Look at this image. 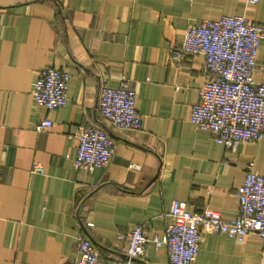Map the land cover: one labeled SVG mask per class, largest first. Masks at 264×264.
<instances>
[{
  "label": "crops",
  "instance_id": "obj_1",
  "mask_svg": "<svg viewBox=\"0 0 264 264\" xmlns=\"http://www.w3.org/2000/svg\"><path fill=\"white\" fill-rule=\"evenodd\" d=\"M222 14L264 26V0H0V264H74L79 232L102 257L122 260L137 224L149 238L143 264H169L166 246L150 239L163 234L174 200L237 213L247 163L264 174V133L227 150L192 123L204 59L169 51L186 25ZM256 59L253 77L264 80V36ZM44 66L69 72L62 107L34 104ZM123 75L136 90L138 129L107 125L97 109L99 85ZM43 118L52 124L38 130ZM95 124L113 137L111 161L76 167L74 131ZM193 264H264V242L207 232Z\"/></svg>",
  "mask_w": 264,
  "mask_h": 264
},
{
  "label": "built area",
  "instance_id": "obj_2",
  "mask_svg": "<svg viewBox=\"0 0 264 264\" xmlns=\"http://www.w3.org/2000/svg\"><path fill=\"white\" fill-rule=\"evenodd\" d=\"M255 4L259 0H244ZM264 26L250 21L244 14H222L215 19L189 23L177 46L169 48L172 59L201 54L206 71L199 88L198 100L190 107L189 119L201 129L209 130L213 139L227 150L241 142L261 139L264 133V80H255L257 53ZM70 75L67 70L44 66L37 72L31 90L34 104L54 109L64 106ZM97 109L107 125L138 129L142 116L136 109V90L123 75L117 86L101 83ZM48 118L39 119L38 130L51 126ZM77 141L74 165L82 168L108 167L114 151V140L102 124L80 125L74 131ZM226 159L230 158L226 153ZM34 170L44 172L41 164ZM237 213L225 217L219 211L203 207L187 209L186 202L174 200L171 221L162 235L152 240L165 245L169 264H193L203 235L224 233L237 239L254 236L264 242V174L247 163L244 178L236 189ZM92 227L93 222H86ZM149 238L140 224L133 226L119 250L122 260L106 259L92 239L83 232L76 237L78 258L74 264H143Z\"/></svg>",
  "mask_w": 264,
  "mask_h": 264
}]
</instances>
